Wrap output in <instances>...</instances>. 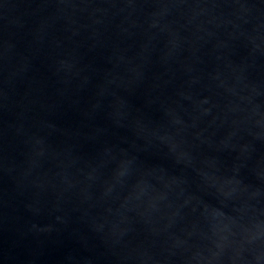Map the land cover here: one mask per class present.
Wrapping results in <instances>:
<instances>
[{
  "label": "water",
  "instance_id": "water-1",
  "mask_svg": "<svg viewBox=\"0 0 264 264\" xmlns=\"http://www.w3.org/2000/svg\"><path fill=\"white\" fill-rule=\"evenodd\" d=\"M0 264H264V0H0Z\"/></svg>",
  "mask_w": 264,
  "mask_h": 264
}]
</instances>
